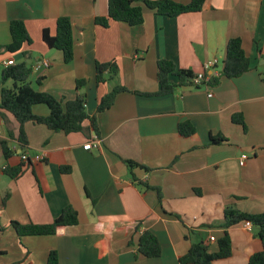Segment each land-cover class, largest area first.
<instances>
[{
  "label": "crops",
  "instance_id": "obj_1",
  "mask_svg": "<svg viewBox=\"0 0 264 264\" xmlns=\"http://www.w3.org/2000/svg\"><path fill=\"white\" fill-rule=\"evenodd\" d=\"M107 2L0 0V47L11 42L13 20L23 21L31 40L16 54L0 49V73L10 59L26 60L32 70L48 61V68L33 71L30 85L63 101L84 94L88 116L115 85L129 91L96 115L97 134L88 120L83 132L70 134L25 124L30 166L15 181L3 169L20 164L18 143L10 140L16 154L8 162L0 148V264H46L51 250L58 264H179L192 243L217 251L226 208L264 213V0H206L200 12L177 17L143 7L138 26L110 21L102 27L94 20L107 16ZM60 17L72 23L73 60L68 64L60 51L42 42L43 30L54 35ZM232 38L240 39L250 70L226 79L222 63ZM163 59L194 75L208 62L215 65L199 88H177L165 96L133 94L159 91L157 62ZM111 61L118 66L117 77L97 85L95 62ZM78 80L85 81L80 90ZM33 112L46 116L48 108L35 105ZM235 114L242 115L246 132L232 122ZM181 122L195 128V138L179 135ZM0 129L2 139H8L16 129L13 117L0 118ZM218 136L227 141L209 144ZM94 138L98 148L84 150ZM242 154L248 156L244 166L238 163ZM35 156L40 160L34 161ZM125 160L148 171L129 169ZM63 167L69 171L62 172ZM68 206L78 223L56 235L18 237L10 226L12 221L48 224ZM141 231L155 235L159 257L137 254ZM227 232L232 255L215 264H247L250 253L261 251L255 226L239 223ZM210 237L215 241L209 242Z\"/></svg>",
  "mask_w": 264,
  "mask_h": 264
},
{
  "label": "trees",
  "instance_id": "obj_2",
  "mask_svg": "<svg viewBox=\"0 0 264 264\" xmlns=\"http://www.w3.org/2000/svg\"><path fill=\"white\" fill-rule=\"evenodd\" d=\"M205 1L190 0L188 4H179L172 0H108L107 16L95 18L94 23L107 27L109 22L113 21L126 24L129 27H135L143 23V7L152 10L156 15L177 17L182 14L200 12ZM9 34L11 42L6 46L0 47V49L2 48L10 54L20 52L25 44L31 43L23 21H11L9 23ZM42 42L47 48L60 51L64 63H70L73 60V34L70 19L67 17L58 18L54 35H50L48 30L44 29ZM249 70L250 61L242 49L240 39H229L225 48L221 76L226 79H235ZM118 72V66L115 61L108 63L95 62V83L99 85L111 82L117 77ZM32 73V66L26 60L4 67L0 73V118L3 119L6 115H10L16 124V129L8 132V139H0V148L5 162H8L16 154L15 150L10 146V140L14 139L18 143L20 157L26 154L28 142L24 129L25 124L43 125L53 132L70 134L83 132V122L88 120L90 128L97 134L96 115L109 110L118 94L129 93L125 87L115 85L107 94L100 98L95 114L88 116L84 94L78 93L74 100L63 101V99H58L49 93L40 92L29 83ZM194 76L192 71L177 69L172 61L163 59L157 62L159 91L153 94L132 93L148 97L169 95L177 88L193 87L192 79ZM8 81H11V86L6 85ZM37 84H39L38 81ZM76 85L77 89L80 90L85 85V81L78 80ZM35 105H45L48 108V114L46 116L34 114L33 107ZM231 120L233 123L240 125L243 131L246 132V126L241 114L233 115ZM177 130L182 138H195L196 136V130L189 122L179 123ZM226 141L222 136H218L210 138L209 144L219 145ZM123 162L129 169L140 167L148 171L146 167L133 161L125 160ZM29 166L30 161L27 163L20 161L17 166L10 167L6 165L3 172L11 180L15 181ZM61 170L62 172H68L69 168L63 167ZM157 196L160 202L161 194L159 190H157ZM6 199L7 194L2 199L3 204H5ZM245 222H250L252 226L258 228L257 236L262 248L261 251L248 255L247 264H264V213L248 214L233 208L224 210L222 227L225 231L222 237L216 241L217 251L209 252L208 246L201 242L192 243L187 253L178 259L179 264H215L218 261L228 259L232 255V243L227 230L234 225ZM77 223L78 216L76 211L68 206L62 210L57 218L48 224L36 225L29 223L22 225L12 221L10 226L18 237L53 236L58 234L60 229L75 226ZM138 231L139 226H136L135 232L137 233ZM137 254L146 258H157L161 255V247L154 234L149 231H141L138 238ZM46 264H58L56 251H49Z\"/></svg>",
  "mask_w": 264,
  "mask_h": 264
},
{
  "label": "built area",
  "instance_id": "obj_3",
  "mask_svg": "<svg viewBox=\"0 0 264 264\" xmlns=\"http://www.w3.org/2000/svg\"><path fill=\"white\" fill-rule=\"evenodd\" d=\"M15 62L14 60L10 59V60H7V61H4L3 62V66L4 67H8V66H11V65H14ZM215 65V62L214 61H211V62H208L206 63L204 66H203V70L196 74L194 76V78L192 79V86L193 87H197V86H201L203 82H207L209 80V76H207V71H209L210 69H212V67H214ZM49 67V63L48 61H42L40 63H37L34 67H33V71L36 72V71H39L41 68H48ZM211 95H209L210 97ZM0 139H2V130L0 129ZM92 148H98V140L96 138H94V140H88L87 143L85 145H83V149L84 150H90ZM21 161L24 162V163H27L30 158L26 155V154H23L21 155ZM41 157L39 156H35L33 158L34 161H39ZM248 159V156L246 154H242L239 158V165L240 166H244L246 160ZM244 226L246 228H250L252 225L250 224V222H245L244 223ZM215 241V238L214 237H210L209 238V242H214Z\"/></svg>",
  "mask_w": 264,
  "mask_h": 264
}]
</instances>
